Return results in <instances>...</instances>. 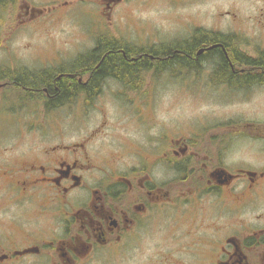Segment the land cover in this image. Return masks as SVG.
I'll return each mask as SVG.
<instances>
[{"label": "flooded vegetation", "instance_id": "flooded-vegetation-1", "mask_svg": "<svg viewBox=\"0 0 264 264\" xmlns=\"http://www.w3.org/2000/svg\"><path fill=\"white\" fill-rule=\"evenodd\" d=\"M128 1L0 0V264H264V0H228L224 9L214 0L213 18L139 43L112 33ZM151 1L173 17L212 8V0H140ZM59 19L87 26L90 47L71 60L13 67L24 57L12 55V36ZM111 46L140 62L137 74L93 83ZM37 74L49 75L53 91ZM60 79L71 90L58 98ZM169 85L230 108L161 121L156 102ZM104 98L122 118L65 141L64 109L78 108V126L85 107ZM36 105L55 129H30L37 146L7 144L5 122ZM125 120L132 130L122 133Z\"/></svg>", "mask_w": 264, "mask_h": 264}, {"label": "rangeland", "instance_id": "rangeland-1", "mask_svg": "<svg viewBox=\"0 0 264 264\" xmlns=\"http://www.w3.org/2000/svg\"><path fill=\"white\" fill-rule=\"evenodd\" d=\"M154 2L151 1L144 4L140 0H130L124 3L119 13L115 16L117 19L113 21L111 26L112 33L118 35L119 38L133 43L142 41L144 34L151 36L156 32H158V37L161 36L162 40H166L170 33L183 30L184 26L188 23L197 22L203 20V18H213L216 14L215 12L218 11L215 8L214 0H212V8L209 10H198L197 6V8L193 9H174L173 17V10L168 5L157 6ZM228 3V0L219 2L222 9L226 8ZM178 11L182 15V18L176 20L175 15H177ZM72 21L59 19L54 24L52 23L51 26L43 28V30H33L34 32L30 36L24 33L16 37L12 36V55L16 54L24 57L21 63L15 64L12 61L13 67L19 64H26L28 67H32L33 65L47 66V60L57 58L60 59L59 61L71 60L78 53L87 50L91 45L88 27L74 24ZM60 55L62 56L59 57ZM201 100L200 96L193 94V90H174V86L169 85L165 88L162 86L156 102L158 115L161 121L171 119L174 120V125H176L177 121L187 119L190 121L207 112L221 115L225 109L230 108L224 105L225 101L208 100L210 106H207ZM114 104V102L109 101V98H104L100 103L96 104V107L95 105L85 107L88 113L80 118L81 125L78 126H76L79 120L76 117L78 115L76 113L78 108L75 106V109L72 106L66 107L64 109L65 112H62L63 115H61L63 119L61 123L62 129L65 132L64 140L75 141L83 134L81 131L93 128L102 119H105L112 126L115 121L121 119L124 115L118 109L119 107ZM22 110L28 115L22 117L20 121L12 119V123L5 122L6 127L12 128V139H3L4 141H8L7 144L18 149H23L30 145L37 146L41 143V140H38L36 137L37 133L29 132L31 131L30 129L48 130L46 128L48 125L52 126V129H55L57 124L53 120L43 122V120L37 118L48 115V111L40 105L33 107L24 106ZM123 125L124 127L120 128L122 133L132 130V123L130 121L125 120ZM111 128L109 126L106 127V133ZM116 133L119 132L116 131ZM46 140L48 142L53 140V138L49 136Z\"/></svg>", "mask_w": 264, "mask_h": 264}, {"label": "trees", "instance_id": "trees-1", "mask_svg": "<svg viewBox=\"0 0 264 264\" xmlns=\"http://www.w3.org/2000/svg\"><path fill=\"white\" fill-rule=\"evenodd\" d=\"M103 49H105L103 47ZM112 50H109L107 54L103 57L102 61L99 62L97 68L94 70L91 81L93 83H96V81L106 75L111 74L112 72H115L116 74H119L126 79H132L137 74V68L139 67L140 62L138 63L136 61H126L122 58V56L117 52L116 49L111 48ZM190 49H192V46H190ZM113 51V52H111ZM101 58L100 52L94 54V57L92 58V61L90 62L92 66H94ZM88 60V59H87ZM85 63L86 65H89L90 63ZM34 81L36 82H42L46 83L47 87H49L50 91H53V85L51 83V78L48 74H37L35 75ZM74 83V82H73ZM58 86L60 87V92L58 93L57 90H54L53 93H56L58 98H61V96H65L66 94H69V91L71 90V86H66V83L64 79H60L58 81ZM73 85V84H72Z\"/></svg>", "mask_w": 264, "mask_h": 264}]
</instances>
